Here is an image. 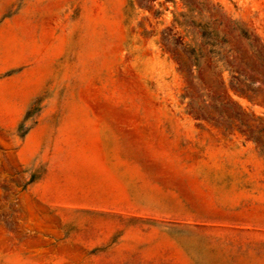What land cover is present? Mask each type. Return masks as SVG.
Instances as JSON below:
<instances>
[{
    "label": "rangeland",
    "instance_id": "obj_1",
    "mask_svg": "<svg viewBox=\"0 0 264 264\" xmlns=\"http://www.w3.org/2000/svg\"><path fill=\"white\" fill-rule=\"evenodd\" d=\"M0 264H264V0H0Z\"/></svg>",
    "mask_w": 264,
    "mask_h": 264
}]
</instances>
